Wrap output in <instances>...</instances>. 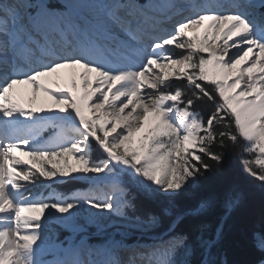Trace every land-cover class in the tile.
I'll use <instances>...</instances> for the list:
<instances>
[{"label":"snow or ice","instance_id":"1","mask_svg":"<svg viewBox=\"0 0 264 264\" xmlns=\"http://www.w3.org/2000/svg\"><path fill=\"white\" fill-rule=\"evenodd\" d=\"M233 154L264 185V0H0V264H228L238 187L211 235L176 229L215 197L177 202ZM73 180L88 187L53 188Z\"/></svg>","mask_w":264,"mask_h":264},{"label":"trees","instance_id":"2","mask_svg":"<svg viewBox=\"0 0 264 264\" xmlns=\"http://www.w3.org/2000/svg\"><path fill=\"white\" fill-rule=\"evenodd\" d=\"M181 84L184 82L181 81ZM211 104L198 105L202 114L207 116ZM93 155L100 157L101 152L94 150ZM76 180L64 181L55 184L61 193H71L79 185ZM233 185L238 187L243 199L240 206L235 209L229 218L224 222V235L219 246L220 258L226 259L228 264H259L264 259V254L260 253L252 244V233L264 228V185L260 181L253 179L244 172L238 155L233 154L229 157L227 164L221 174L209 177L202 186L197 189L190 197H182L178 200V208L184 209L194 206L200 199L215 197L217 203L206 215L198 220L191 217L186 218L176 229L178 232H188L190 236L195 235L194 225L196 223H207L209 227L208 235L214 233L224 215L223 198L225 192ZM140 212L152 211L160 213L164 206L162 201L148 200L138 195ZM171 218L164 217L159 228L155 229L154 234L164 232ZM95 233L93 241L101 243L103 236ZM134 235L136 233H133ZM135 238V237H132ZM193 264L199 259V255H193Z\"/></svg>","mask_w":264,"mask_h":264},{"label":"rangeland","instance_id":"3","mask_svg":"<svg viewBox=\"0 0 264 264\" xmlns=\"http://www.w3.org/2000/svg\"><path fill=\"white\" fill-rule=\"evenodd\" d=\"M101 155H102V152H101ZM77 182H80V183H83V181H79V180H76ZM53 188L57 191V192H60L56 189L55 187V184L53 185ZM39 191L41 192H44L45 194H47L48 191H50L49 189H46V188H41L39 189ZM77 191V190H76ZM61 193V192H60ZM49 228L50 230H54L55 231V234L56 236L60 239V240H65V238L69 237V236H72L70 230H67V229H64L62 227H60L59 225L55 224V223H52L49 225ZM94 231L97 233V230L94 226H89L88 228V232L89 233H92V234H95ZM109 232L113 231V229H108ZM99 234V233H98ZM100 235V234H99ZM139 233H136L135 235L134 234H131V236L128 238V242H133L135 241L138 237H139ZM95 235H91L90 238L92 239V237H94ZM102 236V235H101ZM63 237V238H61ZM132 237H135V238H132ZM77 239H79V236L76 237ZM145 241H146V238H144ZM91 243V242H90Z\"/></svg>","mask_w":264,"mask_h":264},{"label":"bare ground","instance_id":"4","mask_svg":"<svg viewBox=\"0 0 264 264\" xmlns=\"http://www.w3.org/2000/svg\"><path fill=\"white\" fill-rule=\"evenodd\" d=\"M51 104H52V102L50 101L49 102V106H51ZM48 135V133H45V136H47ZM20 153H17V155H19ZM22 159H25V160H27V159H29L27 156H22L21 157ZM88 187V185L85 183V182H83V183H79V185L76 187V188H79L80 190H85L86 188ZM72 234V233H71ZM79 235H77V237H78ZM70 237V236H69ZM61 238H63V237H61ZM77 239V238H76ZM92 239L90 238V241H91ZM89 241V242H90ZM91 243H93L92 241H91ZM46 259H52V256H47L46 257Z\"/></svg>","mask_w":264,"mask_h":264}]
</instances>
